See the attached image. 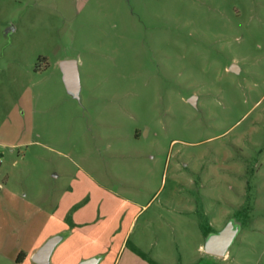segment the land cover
Wrapping results in <instances>:
<instances>
[{
    "label": "rangeland",
    "instance_id": "obj_1",
    "mask_svg": "<svg viewBox=\"0 0 264 264\" xmlns=\"http://www.w3.org/2000/svg\"><path fill=\"white\" fill-rule=\"evenodd\" d=\"M0 185V264H264V0H0Z\"/></svg>",
    "mask_w": 264,
    "mask_h": 264
},
{
    "label": "crops",
    "instance_id": "obj_2",
    "mask_svg": "<svg viewBox=\"0 0 264 264\" xmlns=\"http://www.w3.org/2000/svg\"><path fill=\"white\" fill-rule=\"evenodd\" d=\"M66 230V225H63L62 228L45 235L43 239H36L32 248L28 250L16 246L11 258L15 264H84L86 262L101 264L98 254L81 253L85 244H78L77 240L72 242L76 235L73 232L65 233ZM52 240H54L52 248L47 253L42 252L44 246ZM19 255L20 260H17Z\"/></svg>",
    "mask_w": 264,
    "mask_h": 264
},
{
    "label": "water",
    "instance_id": "obj_3",
    "mask_svg": "<svg viewBox=\"0 0 264 264\" xmlns=\"http://www.w3.org/2000/svg\"><path fill=\"white\" fill-rule=\"evenodd\" d=\"M235 68V66H233ZM61 69L63 72V80L68 91L76 96H80L81 84L80 75L78 70V63L76 60H65L61 62ZM191 103H195V97L190 98ZM236 236V231L233 229L232 224H228L219 234L212 235L208 238L205 249L206 252L217 255L225 256L232 245L234 238ZM54 240L48 242L42 252L47 253L53 246ZM84 264H92V262H86Z\"/></svg>",
    "mask_w": 264,
    "mask_h": 264
},
{
    "label": "trees",
    "instance_id": "obj_4",
    "mask_svg": "<svg viewBox=\"0 0 264 264\" xmlns=\"http://www.w3.org/2000/svg\"><path fill=\"white\" fill-rule=\"evenodd\" d=\"M17 260H20V255L18 256Z\"/></svg>",
    "mask_w": 264,
    "mask_h": 264
}]
</instances>
